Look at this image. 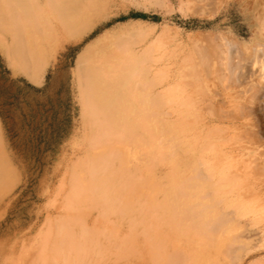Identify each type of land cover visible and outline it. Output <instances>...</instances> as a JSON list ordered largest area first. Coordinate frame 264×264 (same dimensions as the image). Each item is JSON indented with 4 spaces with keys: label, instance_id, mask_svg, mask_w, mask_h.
<instances>
[{
    "label": "bare ground",
    "instance_id": "bare-ground-1",
    "mask_svg": "<svg viewBox=\"0 0 264 264\" xmlns=\"http://www.w3.org/2000/svg\"><path fill=\"white\" fill-rule=\"evenodd\" d=\"M116 1L0 0L6 53L35 77L47 46L80 40ZM213 1L182 2L211 16L221 2ZM141 35L106 36L78 59L83 152L67 192L58 193L74 207L50 223L40 240L49 245L28 262L127 264L131 256L138 264H199L207 254L205 264H240L254 251L245 263L264 264L263 44L254 39L242 55L229 38L210 33L156 55L152 46L138 50ZM1 151L3 195L14 179Z\"/></svg>",
    "mask_w": 264,
    "mask_h": 264
},
{
    "label": "rangeland",
    "instance_id": "rangeland-1",
    "mask_svg": "<svg viewBox=\"0 0 264 264\" xmlns=\"http://www.w3.org/2000/svg\"><path fill=\"white\" fill-rule=\"evenodd\" d=\"M182 1L160 0V4L155 0L149 3L116 1L106 10V17L80 40L66 44L62 49L47 46L40 53L46 65L36 78L11 60L6 53L10 36L0 33V148L10 167V180L14 179L8 185L9 189L0 194V264L14 261L13 264H30L31 256L42 255V249L50 241L45 239L42 243L41 236L43 239L50 223H59L72 205L64 203L67 194L58 193L63 186V192H67V178L83 152L82 106L76 66L88 47L106 36L122 32H140L143 46L139 42L138 50L152 46L156 55L165 45L162 49L172 50L178 44L181 47L191 45L199 35L210 33L229 38L242 47V55L247 53L246 47L254 39L264 47V32L257 27L256 12L264 0H220L217 6L216 0L213 1L216 9L211 16L194 14ZM250 58L243 62H250ZM252 153L248 156L260 157L256 156L257 152ZM95 213L91 210L87 219L89 227L94 224ZM95 226L101 227L99 220ZM181 239L183 245L185 237ZM172 243L173 240L167 244L169 250ZM252 252L241 256L240 264L248 263ZM26 254L28 256H24ZM259 254L260 251L256 253ZM204 258L207 254L197 258L199 264H205ZM132 259L130 256L127 264H138ZM56 260L52 261L64 264L63 259ZM223 260L227 262V259Z\"/></svg>",
    "mask_w": 264,
    "mask_h": 264
}]
</instances>
